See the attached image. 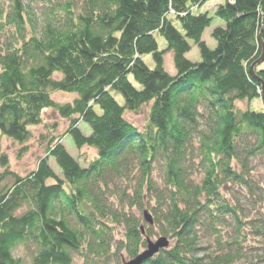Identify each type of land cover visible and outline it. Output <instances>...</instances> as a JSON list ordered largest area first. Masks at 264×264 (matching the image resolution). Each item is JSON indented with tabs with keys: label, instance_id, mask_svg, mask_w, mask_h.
<instances>
[{
	"label": "trees",
	"instance_id": "16d2710c",
	"mask_svg": "<svg viewBox=\"0 0 264 264\" xmlns=\"http://www.w3.org/2000/svg\"><path fill=\"white\" fill-rule=\"evenodd\" d=\"M11 1L0 40V135L23 144L54 109L74 145L96 154L82 165L52 135L20 176L0 150V264H24L13 254L21 245L34 247L31 264H73V252L83 264L119 263L154 235L169 246L143 264H264V209L256 208L264 108L236 106L264 103V0L216 5L224 25L211 32L213 49L202 39L212 17L194 11L207 0H35L45 7L40 26L22 0ZM192 43L199 61L186 58ZM149 53L152 68L142 58ZM56 92L76 96L57 103ZM145 105L141 128L126 120Z\"/></svg>",
	"mask_w": 264,
	"mask_h": 264
},
{
	"label": "rangeland",
	"instance_id": "374dc122",
	"mask_svg": "<svg viewBox=\"0 0 264 264\" xmlns=\"http://www.w3.org/2000/svg\"><path fill=\"white\" fill-rule=\"evenodd\" d=\"M74 1L79 2L80 0H74ZM224 1L225 0H207L204 4L196 7L194 10L196 13L206 12L210 17H212L210 25L204 30L202 35L203 41H205L206 45L210 49H213L216 45V41L211 37L212 30L216 26L224 25V21L221 18L214 15V9L216 5H218L219 3H224ZM11 2H12L11 0H0V40L4 38L3 33H1V29L3 28L2 25L5 22L6 15H8L10 12ZM22 4L28 10L30 17H33L34 20H37L36 22H38V25L40 26L42 22V18L44 16L43 11L45 10V7L41 5L40 2H37L35 0L33 1L22 0ZM26 26L27 28L25 30L27 31V34H29L28 31H30L31 26L28 24V22L26 23ZM6 30H8L7 27ZM156 37H157L159 49H165L167 46L165 39L160 35H156ZM142 58L149 67L151 68L154 67L155 63L150 53L144 54ZM186 58L193 62L200 60V54L197 45L192 43V48L189 52L186 53ZM164 66L167 69V71H169L170 73L175 72L172 51H166L164 53ZM55 75H59V73H55ZM52 95H53V99L57 103H63V102L71 101L76 96V93L56 92ZM113 95L120 103H123V98L119 93L113 92ZM244 101L245 102H237L236 106L242 109L248 107L255 110L264 107V103L261 98H253L252 100H244ZM148 107L149 105L142 106L136 112L126 111L124 113V117L126 118V120L133 123L138 128H141L147 120ZM68 123H69L68 120L61 118L54 109H47L43 111L42 123L39 125L31 126L29 128L31 132V137L25 143L21 144L5 135H0V150L7 157L8 168L12 172L20 176H25L31 170L35 169L38 160L45 154L49 142L52 143L53 140V138L51 137L52 135L62 136L61 141L65 145L69 153L72 156H74L82 165H85L87 160L95 156L96 151L94 148L88 146L77 148L74 145L70 135L65 134V130L68 126ZM78 125L80 126L82 132L85 135L90 134L91 129L87 123L79 122ZM50 165L55 170V172L58 175H60V170L56 166L53 158L50 159ZM2 170L3 168L0 166V171ZM257 176L258 178H260L259 174ZM262 176H264V173L262 174ZM154 178L155 179L157 178V181L160 180V173L157 170H155ZM260 180L264 184V181L261 178ZM4 182L10 185L12 183V178L7 177V179ZM244 203L246 205H249V207L246 206L247 209L253 208L250 205V201H248L246 198L244 199ZM256 208L258 210H261V208L264 209V202L261 203V207L257 206ZM154 230H156V228H154ZM156 236L157 235H154L152 238L154 237L156 238ZM13 254L15 257H20L24 264H31L32 257L34 255V247L32 245L29 246L21 245L18 246L13 251ZM73 258H74L73 264H83V257L80 256L78 252H73ZM122 259L127 260L128 258L126 257L125 254H121V260L118 263L115 257L109 256L107 260L101 259L98 264H123Z\"/></svg>",
	"mask_w": 264,
	"mask_h": 264
},
{
	"label": "water",
	"instance_id": "95a60500",
	"mask_svg": "<svg viewBox=\"0 0 264 264\" xmlns=\"http://www.w3.org/2000/svg\"><path fill=\"white\" fill-rule=\"evenodd\" d=\"M262 98H264V89L262 88ZM143 218L148 224H153L152 215L148 210L143 211ZM141 232L144 233L143 226L140 227ZM169 246V240L165 236H160L155 240L146 238V248L141 251L137 256L131 259H123V264H143L146 260L153 257L161 249H165Z\"/></svg>",
	"mask_w": 264,
	"mask_h": 264
},
{
	"label": "bare ground",
	"instance_id": "6f19581e",
	"mask_svg": "<svg viewBox=\"0 0 264 264\" xmlns=\"http://www.w3.org/2000/svg\"><path fill=\"white\" fill-rule=\"evenodd\" d=\"M264 108V107H263Z\"/></svg>",
	"mask_w": 264,
	"mask_h": 264
}]
</instances>
